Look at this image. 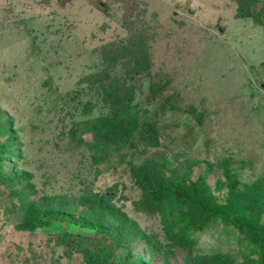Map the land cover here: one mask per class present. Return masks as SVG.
I'll list each match as a JSON object with an SVG mask.
<instances>
[{"label":"rangeland","instance_id":"rangeland-1","mask_svg":"<svg viewBox=\"0 0 264 264\" xmlns=\"http://www.w3.org/2000/svg\"><path fill=\"white\" fill-rule=\"evenodd\" d=\"M111 82L155 147L93 149ZM0 121V264H264V0H0Z\"/></svg>","mask_w":264,"mask_h":264},{"label":"trees","instance_id":"trees-1","mask_svg":"<svg viewBox=\"0 0 264 264\" xmlns=\"http://www.w3.org/2000/svg\"><path fill=\"white\" fill-rule=\"evenodd\" d=\"M247 16H250L256 24L263 25L262 16L260 14H253V12L244 13L243 8L238 12L239 18ZM107 59L109 61L108 55ZM119 83L120 82H111L108 84L107 89L103 87L101 91L97 90L96 92L97 96H101V100L108 104L109 111L106 115L97 118L92 124L93 149L102 151L104 148L109 149L112 146H120L119 144H123V142H127L131 139V136L137 132L138 125H143L141 128L140 143L150 147H155L157 135L154 128L151 129V126H147L148 124H142L139 121L140 115L138 114V111L134 112L130 110L133 108V99L135 96L134 91L132 89L130 90L129 87H126L125 90H119ZM117 88L118 90H116ZM151 90L154 91L155 86H152ZM6 129V123L0 121V132L5 133ZM132 147H135L138 153L141 152L139 144H132ZM137 172L138 173L135 174L137 177L138 174L141 173V187L145 196V199L138 205L139 209H154L159 205L160 201L161 193L158 184L149 180L147 175L143 176L144 173L141 172V169L137 170ZM3 180L7 181V179L4 178ZM47 220H50V218H43L38 224L46 223ZM233 222L243 231H253V227L249 225L236 220H233ZM254 232L258 235L260 234L256 229H254ZM61 239L65 245L69 244L64 237H61ZM101 256L104 257V255Z\"/></svg>","mask_w":264,"mask_h":264},{"label":"water","instance_id":"water-1","mask_svg":"<svg viewBox=\"0 0 264 264\" xmlns=\"http://www.w3.org/2000/svg\"><path fill=\"white\" fill-rule=\"evenodd\" d=\"M140 149H142V148L140 147Z\"/></svg>","mask_w":264,"mask_h":264}]
</instances>
